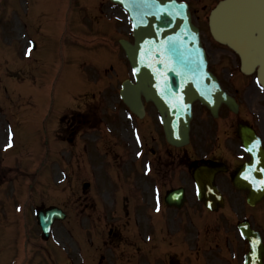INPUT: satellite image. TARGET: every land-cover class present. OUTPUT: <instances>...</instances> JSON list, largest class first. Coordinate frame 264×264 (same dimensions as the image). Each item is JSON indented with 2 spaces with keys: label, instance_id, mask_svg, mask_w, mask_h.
Wrapping results in <instances>:
<instances>
[{
  "label": "rangeland",
  "instance_id": "374dc122",
  "mask_svg": "<svg viewBox=\"0 0 264 264\" xmlns=\"http://www.w3.org/2000/svg\"><path fill=\"white\" fill-rule=\"evenodd\" d=\"M182 1L190 4L194 20L206 33V16L218 0ZM1 2L0 159L9 163H4L8 170L0 185V199L4 200L0 203V264H59V259L76 254L81 241L84 244L77 253L85 247L92 251L85 241L106 240L107 232L116 234L121 224V247L103 248L105 261L101 264L114 263L121 253L125 254L121 262L129 264L130 254L142 255V250L150 258V248H139L133 242L138 232L150 237L148 221L152 217L162 224L160 214L149 203L152 174L144 171L151 159V145L161 140L160 128L150 104H146L147 115L138 121L118 99L120 82L132 78L125 59L117 53L119 28L114 31L120 23V35H130L125 16L108 0ZM27 41L35 45L28 58L22 52ZM72 114L76 126L84 128L68 141ZM52 129L60 137L54 139ZM161 144L165 146L162 140ZM115 151L122 154L119 166L120 161L111 159ZM86 182L89 188L83 189ZM183 183L192 192L188 191L189 201L177 213L196 214L199 205L193 183L188 176ZM127 199L136 206L143 201L142 223L114 217L116 210L125 212L121 204ZM50 205L66 216L54 222L46 245L39 237L34 209ZM35 245L45 248L42 255H34ZM22 248L31 250L24 253ZM108 255L112 263L106 261Z\"/></svg>",
  "mask_w": 264,
  "mask_h": 264
},
{
  "label": "water",
  "instance_id": "95a60500",
  "mask_svg": "<svg viewBox=\"0 0 264 264\" xmlns=\"http://www.w3.org/2000/svg\"><path fill=\"white\" fill-rule=\"evenodd\" d=\"M145 4L146 9L151 10L150 14L140 3L134 2L129 6L134 21V43L121 42V45L135 82L132 84L125 81L120 97L139 118L144 114L141 96L145 101H152L162 118L168 142L180 146L187 142L193 101H199L212 114H215L220 103L231 109L235 105L220 90L216 79L207 72L198 31L190 22L187 7L165 0H158L157 4ZM148 6H152L151 9ZM248 23L253 27L245 32ZM210 29L218 41L229 47L235 48L237 41L240 42L239 53L244 68L256 64L261 72L259 80L264 87V61L261 64L250 62L247 67L244 64V54L248 55L249 44V37L245 34L256 31L259 33L258 38L262 39L260 34L264 30V0H226L220 3L211 13ZM250 43L255 45V42ZM197 178L200 180V176ZM60 217L55 209L38 213L39 224L45 235L52 220ZM245 236L252 247V254L247 256L245 264H260L257 257L261 253L254 247V236L249 232Z\"/></svg>",
  "mask_w": 264,
  "mask_h": 264
},
{
  "label": "flooded vegetation",
  "instance_id": "af4514ba",
  "mask_svg": "<svg viewBox=\"0 0 264 264\" xmlns=\"http://www.w3.org/2000/svg\"><path fill=\"white\" fill-rule=\"evenodd\" d=\"M211 52L212 49H209L208 54L212 55ZM215 52H218L216 64L222 68L223 76L219 77V73H214L218 75L224 89L237 101L238 113H231L222 107L216 121L211 124L201 123L193 129V137H196L197 144H202L208 149L199 160L212 166H224V171L216 175L215 182L225 203L233 207L232 211L237 213V216L219 219L217 227L221 230L210 232L209 237L198 232L193 242L199 250L192 252L195 256L185 262H181L172 254L165 253V237L160 241H156L153 237L150 241V264H158L157 260L161 262L160 264H197L201 260L208 264H236L240 259L238 256L240 251L243 250V257L248 250L247 242L241 238L238 231V234L235 231L237 223L242 222H247L253 226V229H257L264 244V225L259 228L264 222V198L253 207L249 206L247 192L238 190L234 186V177L240 168L251 160L238 134L240 124L255 133L261 143L260 149L264 151V92L257 86L253 75L231 73L227 67L230 58L221 49L217 48ZM232 56L236 61V57ZM159 158L160 156L157 159ZM158 173L161 178L166 177L163 172L158 171ZM237 242H241V245L237 246ZM198 246L206 247L201 250Z\"/></svg>",
  "mask_w": 264,
  "mask_h": 264
},
{
  "label": "bare ground",
  "instance_id": "6f19581e",
  "mask_svg": "<svg viewBox=\"0 0 264 264\" xmlns=\"http://www.w3.org/2000/svg\"><path fill=\"white\" fill-rule=\"evenodd\" d=\"M253 27V25L251 23H248V25L245 28V32L249 31L251 28ZM246 37H249L248 34H245ZM239 41H237V47L235 46L237 52H240V45H239ZM264 43V42H260V45ZM233 45V43H232ZM234 46V45H233ZM249 55L244 54V60H245V64L248 62V58L251 59V62H259L260 64L262 63V61H264V51L259 49V50H251L248 49ZM246 72H248L247 70H245ZM264 177V171L260 173L259 175V179H263Z\"/></svg>",
  "mask_w": 264,
  "mask_h": 264
}]
</instances>
